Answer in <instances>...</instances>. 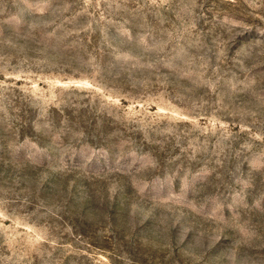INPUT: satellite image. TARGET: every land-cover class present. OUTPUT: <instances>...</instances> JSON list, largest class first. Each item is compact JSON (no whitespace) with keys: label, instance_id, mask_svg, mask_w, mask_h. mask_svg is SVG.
Returning a JSON list of instances; mask_svg holds the SVG:
<instances>
[{"label":"rangeland","instance_id":"374dc122","mask_svg":"<svg viewBox=\"0 0 264 264\" xmlns=\"http://www.w3.org/2000/svg\"><path fill=\"white\" fill-rule=\"evenodd\" d=\"M0 264H264V0H0Z\"/></svg>","mask_w":264,"mask_h":264}]
</instances>
